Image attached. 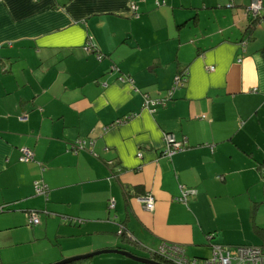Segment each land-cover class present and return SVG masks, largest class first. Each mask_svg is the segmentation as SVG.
Masks as SVG:
<instances>
[{
    "label": "crops",
    "instance_id": "obj_1",
    "mask_svg": "<svg viewBox=\"0 0 264 264\" xmlns=\"http://www.w3.org/2000/svg\"><path fill=\"white\" fill-rule=\"evenodd\" d=\"M249 3L0 0V264L264 247V0L251 30ZM167 133L184 147L171 156Z\"/></svg>",
    "mask_w": 264,
    "mask_h": 264
},
{
    "label": "built area",
    "instance_id": "obj_2",
    "mask_svg": "<svg viewBox=\"0 0 264 264\" xmlns=\"http://www.w3.org/2000/svg\"><path fill=\"white\" fill-rule=\"evenodd\" d=\"M134 9V6H132ZM262 0H250V4L247 8V13L251 20L259 19L262 15ZM212 69V67H210ZM186 82L185 72L176 74L172 88L167 92V95L159 100L151 99L145 96L143 101L144 108H151L157 104H165L171 97L175 89L182 88ZM122 119L116 120L114 123H120ZM165 147L162 154L165 156H171L175 152L183 149V143L176 142L172 134H165ZM33 159V153L28 148L23 147L21 149L19 161L28 162ZM262 177L264 180V168L262 170ZM35 192L37 194L45 195L47 190L43 184L39 182L34 183ZM194 194V190H188L181 188V196L179 201L185 202L188 195ZM143 207L147 210H153L155 206V199L151 194H145L139 198ZM114 200H111L109 207H114ZM31 224H38L39 218L36 213H31L29 217ZM156 254L160 255L163 259L169 261L170 264H264V247L253 245H240V246H213L212 253L209 258L206 259H190L185 256L182 248L177 245H171L169 247L162 243L156 250Z\"/></svg>",
    "mask_w": 264,
    "mask_h": 264
},
{
    "label": "water",
    "instance_id": "obj_3",
    "mask_svg": "<svg viewBox=\"0 0 264 264\" xmlns=\"http://www.w3.org/2000/svg\"><path fill=\"white\" fill-rule=\"evenodd\" d=\"M105 253H115V254H119L122 256H125L128 259H131L133 261L139 262V263H143V264H165L150 258H143V257H138L136 255L131 254L130 252L127 251H123V250H116V249H106V250H100L94 253H90V254H86V255H81V256H77V257H73V258H69V259H65L59 262H56L54 264H69L78 260H85L88 259L90 257H93L95 255H100V254H105Z\"/></svg>",
    "mask_w": 264,
    "mask_h": 264
},
{
    "label": "trees",
    "instance_id": "obj_4",
    "mask_svg": "<svg viewBox=\"0 0 264 264\" xmlns=\"http://www.w3.org/2000/svg\"><path fill=\"white\" fill-rule=\"evenodd\" d=\"M250 4V3H249ZM262 16V15H261ZM261 18L262 17H260L259 19H255V20H251V22H250V24H249V30H251V29H253V27L256 25V24H258L259 22H260V20H261ZM143 104V103H142ZM87 144V141L86 140H84V139H82V138H78V139H76L72 144H71V146H70V148H69V151H71V152H73V153H77L80 149H82V148H84L85 147V145ZM184 148V147H183ZM30 150V149H29ZM45 186V185H44ZM46 187V186H45ZM46 190H47V192H48V188L46 187ZM46 192V194L44 195V196H47V193ZM111 201V200H110ZM110 201H109V203H110ZM115 203V202H114ZM108 207H109V204H108ZM114 207H115V205H114ZM114 207H109V209L111 210V209H113ZM123 230H124V228H123ZM120 233L122 234L123 233V231L121 230L120 231ZM171 245H173V244H168V243H166L165 242V246L166 247H169V246H171ZM106 250V249H105ZM116 250H122V249H116ZM123 251H125V250H123ZM127 252H130V251H127ZM131 254H133V255H135L134 253H132V252H130ZM150 253H151V259H153V260H156V261H159V262H162V263H165V264H170L169 263V261L168 260H166V259H163L160 255H158V254H156V250H151L150 251ZM108 254V253H107ZM194 259H206V258H209V257H206V258H197V257H193ZM190 259H192V258H190ZM78 263H80V262H77L76 264H78ZM75 264V263H74Z\"/></svg>",
    "mask_w": 264,
    "mask_h": 264
}]
</instances>
